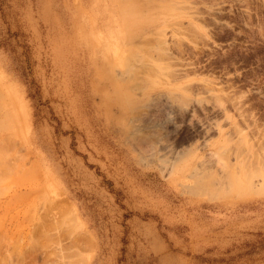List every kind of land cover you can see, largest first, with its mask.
Wrapping results in <instances>:
<instances>
[{"label": "rangeland", "instance_id": "374dc122", "mask_svg": "<svg viewBox=\"0 0 264 264\" xmlns=\"http://www.w3.org/2000/svg\"><path fill=\"white\" fill-rule=\"evenodd\" d=\"M263 180L264 0H0L1 264H264Z\"/></svg>", "mask_w": 264, "mask_h": 264}, {"label": "bare ground", "instance_id": "6f19581e", "mask_svg": "<svg viewBox=\"0 0 264 264\" xmlns=\"http://www.w3.org/2000/svg\"><path fill=\"white\" fill-rule=\"evenodd\" d=\"M159 1H160V0H159ZM162 1H163V0H162ZM167 1H168V0H167ZM123 4H124V3H123ZM164 4H165V3H164ZM164 4H163V6H164ZM142 5H143V4H142ZM140 6H141V5L139 4L138 7L140 8ZM138 7H136V9H137ZM142 7H143V6H142ZM132 10H133V9H132ZM142 11H143V10H142ZM118 15H119V14H118ZM127 16H128V15H127ZM128 17H129V16H128ZM123 19H124V24H125V22H126V27H127V25H128V21H129V20L126 19V18H124V15H123ZM125 19H126V20H125ZM130 20H131V19H130ZM135 22H136V21H135ZM130 24H131V23H130ZM135 24H137V23H135ZM143 25H144V24H143ZM157 25H158V24H157ZM132 26H133V25H132ZM138 26H139V25H138ZM128 27H129V26H128ZM130 27H131V25H130ZM131 29H132V27H131ZM133 29H134V28H133ZM152 30H153V29H152ZM127 31H129V30H127ZM132 31H133V30H132ZM150 33H151V32H150ZM140 37H141V36H140ZM139 39H140V38H139ZM141 39H142V38H141ZM156 39H157V38H156ZM156 39H155V40H156ZM157 40H158V39H157ZM159 40H160V39H159ZM161 40H162V39H161ZM153 43H154V42H153ZM158 43H159V42H158ZM163 43H164V42H163ZM150 44H151V43H150ZM132 49H133V48H132ZM132 52H133V51H132ZM117 54H119L118 57L120 58V63H123L124 61L127 62V61L125 60V59H126L125 55H122L121 53H119V51H118ZM134 56H135V55H134ZM138 56H139V55H138ZM164 56H165V55H164ZM123 65H125V63H124ZM135 74H136V73H135ZM136 80H137V79H136ZM139 86H140V85H139ZM226 141H227V140H226ZM235 144H236V143H235ZM227 150H228V149H227ZM245 154H246V153H245ZM226 155H227V154H226ZM218 157H219V156H218ZM221 157H222V156L220 155V158H221ZM224 157H225V156H224ZM221 159H222V158H221ZM221 162L223 163L224 160L222 159ZM224 164H225V162H224ZM246 168H247V167H246ZM252 172H253V171H252ZM242 173H243V172H242ZM228 174H229V173H228ZM248 174H249V172H248ZM248 174H247V175H248ZM204 175H205V174H204ZM204 175H203V176H204ZM249 175H250V174H249ZM200 176H201V175H200ZM234 178H235V177H234ZM198 179H199V177H198ZM204 179H205V178H204ZM206 179H207V178H206ZM209 179H210V178H209ZM222 179H223V178H222ZM246 179L248 180V178L245 176V181H244L245 183H246ZM202 181H203V180H202ZM263 181H264V180H263ZM204 182H205V180H204ZM223 182H224V181H223ZM229 182H230V180H229ZM235 182H236V181H235ZM235 182H234V183H235ZM250 182L252 183V181H250ZM202 185H203V184H202ZM206 185H207V187H208V184H206ZM209 185H210V184H209ZM250 185H251V184H250ZM261 185H262V184H261ZM228 186H229V185H228ZM202 187H203V186H202ZM220 187H221V186H220ZM250 187H253V185L250 186ZM260 187L263 188L262 186H259V188H258L259 190H261ZM204 188H205V187H204ZM214 188H215V187H214ZM229 189H230V188H228V190H229ZM247 189H248V185H247ZM258 189H257V190H258ZM240 190H241V189H240ZM249 190H253V188H252V189H249ZM259 190H258V191H259ZM199 191H200V190H199ZM216 191H217V190H216ZM242 191H243V190H242ZM263 191H264V189H263ZM243 192H244V191H243ZM235 195H236V194H235ZM56 204H57V203H56ZM46 206H47V205H46ZM56 206H57V205H56ZM52 209H53V208H52ZM63 209H64V208H63ZM59 210H60V209H59ZM60 211H61V210H60ZM55 212H56V210H55ZM57 213H58V212H57ZM44 214H45V213H44ZM44 214H43V215H44ZM47 215H48V213H47ZM45 216H46V215H45ZM46 218H47V217H46ZM49 220H50V219H49ZM56 223H57V219H56ZM58 223H59V222H58ZM38 224H39V223H37V225H38ZM39 226H40V224H39ZM39 226H38V227H39ZM42 226H43V225H42ZM62 226H63V225H62ZM33 227H34V226H33ZM36 227H37V226H36ZM38 227H37V229H38ZM63 227H64V226H63ZM40 228H41V227H40ZM42 229H43V228H42ZM33 230H34V229H32V231H33ZM40 230H41V229H40ZM40 230H39V231H40ZM68 230H69V229H68ZM41 231H42V230H41ZM64 231H65V230H64ZM43 233H44V231H43ZM64 233H65V232H64ZM77 234H78V233H77ZM40 235H41V234H40ZM74 235H75V234H74ZM52 236H53V235H52ZM64 236H65V235H64ZM64 236H63V237H64ZM67 236H68V235H67ZM59 237H60V236H59ZM75 237H76V236H75ZM72 238H73V236H72ZM82 238H83V237H82ZM39 240H40V239H39ZM34 241H35V240H34ZM51 242H52V241H51ZM32 243H33V242H32ZM35 243H36V242H35ZM42 244H43V243H42ZM31 250H32V249H31ZM31 250H30V251H31ZM19 252H20V251H19ZM24 253H25V252H24ZM16 254H17V253H16ZM22 254H23V253H22ZM22 254H21V255H22ZM28 254L30 255L31 253L28 252ZM28 254L26 253V255H28ZM29 255H28V257H27L28 259L30 258ZM56 255H57V254H56ZM4 257H5V256H4ZM4 257H3V258H4ZM22 258H23V257H22ZM22 258H21V260L24 259V258H23V259H22ZM33 258H34V257H33ZM1 259H2V258H1ZM18 260H19L18 262H21L20 258H19ZM25 260H26V259H25ZM25 260H24V262H25ZM10 261H11V260H10ZM10 261H8V262L10 263ZM27 261H28V260H27ZM5 262H6V261H5ZM5 262H4V263H5ZM8 262H7V263H8ZM29 262H30V261H29ZM29 262H28V263H29ZM62 262H63V261H62ZM14 263H16V262H14ZM22 263H23V262H22ZM0 264H1V263H0ZM12 264H13V261H12ZM60 264H61V263H60ZM74 264H75V263H74Z\"/></svg>", "mask_w": 264, "mask_h": 264}]
</instances>
